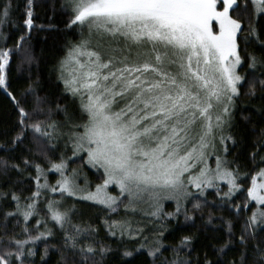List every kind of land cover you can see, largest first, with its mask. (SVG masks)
Returning a JSON list of instances; mask_svg holds the SVG:
<instances>
[{
  "label": "snow or ice",
  "instance_id": "obj_1",
  "mask_svg": "<svg viewBox=\"0 0 264 264\" xmlns=\"http://www.w3.org/2000/svg\"><path fill=\"white\" fill-rule=\"evenodd\" d=\"M45 2L47 25L37 0H0V264H264V0ZM52 16L64 42L42 79L33 33H60Z\"/></svg>",
  "mask_w": 264,
  "mask_h": 264
},
{
  "label": "trees",
  "instance_id": "obj_2",
  "mask_svg": "<svg viewBox=\"0 0 264 264\" xmlns=\"http://www.w3.org/2000/svg\"><path fill=\"white\" fill-rule=\"evenodd\" d=\"M54 3L55 0H52ZM37 4L40 6L36 8V14L40 17L36 21L37 24H45L47 25L49 22V16H51V12L49 10L48 3L45 2V0H37ZM64 18L61 16H52V23L58 26L61 29L60 33H53L49 31H39V32H34L33 36V44L35 47V52L36 55L40 58V64L38 67L35 68V71H38L41 75L42 79H54V73L52 71L54 63L56 58L61 54V47L64 42V25L61 22ZM16 23H22V21H15ZM47 37V39H45ZM77 37L71 35V33H68V39L69 40H74ZM19 73L13 72L12 74V80H13V88L15 89H22L25 87V84L23 82V79L18 78ZM248 97H245L244 100L241 102L242 107H246L248 109V112H251L253 114L254 119L259 120L260 117L255 115V111L260 108V102L256 101L255 103H250ZM246 112L245 114H248ZM12 113V108L7 100L6 96L3 93V90L0 89V129H3V127L6 126V122L9 120H13L14 116L11 115ZM239 120V117L237 118ZM241 124L243 127H245L246 131H248V134L245 136V140L247 141L249 147L251 146L252 140H253V135L250 132V130H247L246 126L243 125V122L241 121ZM260 127H264V124L259 125ZM240 150H237V153H239ZM235 155V154H234ZM232 158V157H230ZM241 160L244 161L249 168L252 167L250 161L248 160V157L246 155L241 156ZM73 167H83L79 163L74 164ZM83 174L85 175L86 179L90 181L91 183H100V179L98 176V173L94 169H91L90 167H84ZM50 180L54 183L55 178L50 176ZM3 181L0 180V184H2ZM226 190V189H225ZM4 191H8V187L4 188ZM113 191V190H112ZM116 194H118L116 191H113ZM27 194V193H24ZM212 197H210L211 199ZM243 201V196H241L240 200L237 201V203H241ZM166 210L167 211H172L173 210V205L172 202H167L165 204ZM9 210H11V206L9 207ZM105 213L102 209V207H98L95 209H92L90 215L92 216L93 220L96 219L97 216H103ZM123 213H121V216ZM217 216L224 215L227 216L226 212L220 211L216 213ZM137 219H140V217H136ZM219 222L216 223V227H219ZM51 227V225H49ZM178 225L173 222L169 224V231L165 233L167 239L165 240L166 245H171L175 246L179 243L180 237L183 235L188 234L185 231H177ZM179 227L183 228L184 227V221L183 218H181L179 222ZM193 232H195L197 235H200L199 231L197 229H193ZM145 235H148L149 238L151 239V234L146 230ZM209 237L211 236H219L221 235L220 233H213L209 232L208 233ZM101 239H106V242L114 249L119 248V244L117 243V238H112V237H105V233L103 229L101 230ZM201 240L203 243H214V240H208L205 239L203 236H201ZM41 242L37 241V244L39 245ZM127 246L131 248L133 245L132 243L126 242ZM123 249H120L122 251ZM207 248H202L201 245L197 244L196 245V251L193 254L195 255H201L203 251H207ZM114 255H118V253H114ZM166 257H171L172 252L171 251H166L164 254ZM148 257H142L140 260L136 261V264H146ZM214 259V257H213ZM52 264H55V259H53ZM112 264H120V261L117 259H113Z\"/></svg>",
  "mask_w": 264,
  "mask_h": 264
},
{
  "label": "rangeland",
  "instance_id": "obj_3",
  "mask_svg": "<svg viewBox=\"0 0 264 264\" xmlns=\"http://www.w3.org/2000/svg\"><path fill=\"white\" fill-rule=\"evenodd\" d=\"M83 176L85 177L84 174H83ZM112 190H113V191H116V192L118 193V190H117L114 186H111V187L109 188V191L112 192L113 195H115V193H114Z\"/></svg>",
  "mask_w": 264,
  "mask_h": 264
}]
</instances>
